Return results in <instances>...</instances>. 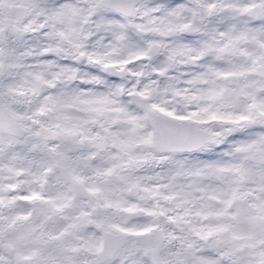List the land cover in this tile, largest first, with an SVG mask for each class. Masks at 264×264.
<instances>
[{
  "label": "snow or ice",
  "instance_id": "obj_1",
  "mask_svg": "<svg viewBox=\"0 0 264 264\" xmlns=\"http://www.w3.org/2000/svg\"><path fill=\"white\" fill-rule=\"evenodd\" d=\"M0 264H264V0H0Z\"/></svg>",
  "mask_w": 264,
  "mask_h": 264
}]
</instances>
